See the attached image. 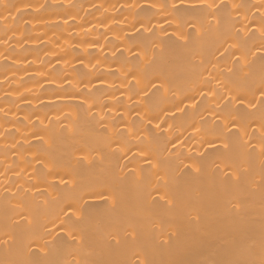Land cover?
I'll return each instance as SVG.
<instances>
[{
  "label": "bare ground",
  "instance_id": "6f19581e",
  "mask_svg": "<svg viewBox=\"0 0 264 264\" xmlns=\"http://www.w3.org/2000/svg\"><path fill=\"white\" fill-rule=\"evenodd\" d=\"M0 264H264V0H0Z\"/></svg>",
  "mask_w": 264,
  "mask_h": 264
}]
</instances>
